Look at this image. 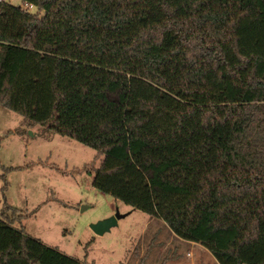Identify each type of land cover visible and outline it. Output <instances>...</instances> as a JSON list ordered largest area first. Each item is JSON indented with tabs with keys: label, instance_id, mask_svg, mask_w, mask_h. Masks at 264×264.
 Returning a JSON list of instances; mask_svg holds the SVG:
<instances>
[{
	"label": "trees",
	"instance_id": "16d2710c",
	"mask_svg": "<svg viewBox=\"0 0 264 264\" xmlns=\"http://www.w3.org/2000/svg\"><path fill=\"white\" fill-rule=\"evenodd\" d=\"M22 1H0V106L219 264H264V0ZM9 211L0 264H86Z\"/></svg>",
	"mask_w": 264,
	"mask_h": 264
},
{
	"label": "rangeland",
	"instance_id": "374dc122",
	"mask_svg": "<svg viewBox=\"0 0 264 264\" xmlns=\"http://www.w3.org/2000/svg\"><path fill=\"white\" fill-rule=\"evenodd\" d=\"M97 154L74 139L31 128L0 106V217L10 207L16 228L86 264H175L178 244L163 221L94 188L102 160ZM117 213L125 217L110 232H93V224ZM180 251L185 258L195 253L199 264H217L201 245L184 244Z\"/></svg>",
	"mask_w": 264,
	"mask_h": 264
},
{
	"label": "crops",
	"instance_id": "0c3cea01",
	"mask_svg": "<svg viewBox=\"0 0 264 264\" xmlns=\"http://www.w3.org/2000/svg\"><path fill=\"white\" fill-rule=\"evenodd\" d=\"M151 221H154V220H151ZM173 233V232H172ZM174 234V233H173ZM175 235V234H174ZM174 240L173 241H175V243H177L178 245H177V248H179V254H175L174 256H173V259L175 260V261H173V262H175V264H199V260L201 259V258H199L195 253H192V252H187V257L185 258L183 255H182V253H180L181 251H180V249H181V247H183L184 246V244H188V245H190L191 247L192 246H200L199 244H197V243H193V242H189V241H185V240H182L181 238H178L176 235H175V238H173ZM159 244L160 243H164V242H158ZM165 243H167V242H165ZM174 243V242H173ZM169 244H166V246L165 245H163V244H161V246H162V249L163 250H166L167 249V247H169L168 246ZM169 249V248H168ZM207 250V249H206ZM208 251V250H207ZM209 252V251H208ZM158 254H160V253H162V251L161 252H157ZM210 253V252H209ZM212 255V254H211ZM217 264H218V262H217Z\"/></svg>",
	"mask_w": 264,
	"mask_h": 264
},
{
	"label": "water",
	"instance_id": "95a60500",
	"mask_svg": "<svg viewBox=\"0 0 264 264\" xmlns=\"http://www.w3.org/2000/svg\"><path fill=\"white\" fill-rule=\"evenodd\" d=\"M125 215H120L119 213H117L116 215L107 218L105 220L99 221L96 224H93L91 226V229L93 230V232L99 236H103L104 234H106L107 232H110V230L118 225V222L120 219L124 218Z\"/></svg>",
	"mask_w": 264,
	"mask_h": 264
},
{
	"label": "built area",
	"instance_id": "2783aa9c",
	"mask_svg": "<svg viewBox=\"0 0 264 264\" xmlns=\"http://www.w3.org/2000/svg\"><path fill=\"white\" fill-rule=\"evenodd\" d=\"M0 1H5V2L12 3L11 0H0ZM16 6H17V5H16ZM19 6H20L22 9L28 11L31 15L36 14L37 9H36L33 5H31V4H29V3H24V2L22 1V4H20Z\"/></svg>",
	"mask_w": 264,
	"mask_h": 264
}]
</instances>
